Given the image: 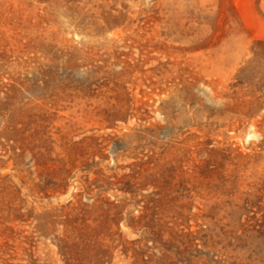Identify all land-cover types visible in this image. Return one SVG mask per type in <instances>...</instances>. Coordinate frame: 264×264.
<instances>
[{"label":"rangeland","instance_id":"1","mask_svg":"<svg viewBox=\"0 0 264 264\" xmlns=\"http://www.w3.org/2000/svg\"><path fill=\"white\" fill-rule=\"evenodd\" d=\"M257 39L264 0H0V90L38 63L99 69L103 80L102 98L64 102L53 120L54 138L85 148L66 193L44 188L57 165L26 152L15 167L0 138V264H64L55 238L65 216L43 212L70 200L100 219L107 201L118 205L110 264H245L234 205L247 206L240 231L252 239L264 152L250 143L258 148L264 124L236 114L231 85Z\"/></svg>","mask_w":264,"mask_h":264},{"label":"trees","instance_id":"2","mask_svg":"<svg viewBox=\"0 0 264 264\" xmlns=\"http://www.w3.org/2000/svg\"><path fill=\"white\" fill-rule=\"evenodd\" d=\"M251 56L243 64L233 82V99L237 102L236 111L247 122L254 120L258 126L264 124V40L257 39L253 42ZM61 54H64L63 52ZM70 63L49 62L38 63L23 71L14 72L4 84L0 94H4L0 100V117L4 122L0 138L4 139V145L10 148L9 160H22L26 152L37 161L36 165L42 166L38 161L44 162L47 167L51 164V177L49 183L44 185L45 190L64 194L68 186L69 165L74 166L76 151L84 153L83 145L77 143L69 146L66 137L59 134L54 138L53 120L58 107L63 103H73L75 100L90 101L102 98V77L99 69L77 75ZM91 105V104H90ZM100 106V105H99ZM65 108V107H64ZM54 109V111H53ZM107 112L109 118H116L125 112L117 110ZM261 117V119H259ZM112 119H106L111 122ZM115 120V119H113ZM65 135V134H64ZM68 144V145H67ZM264 138L258 143V148L250 143L255 155L264 152ZM76 147L73 148V147ZM60 147V150L58 148ZM167 154L165 148L161 150L160 157ZM49 169V168H48ZM170 170L174 166L170 165ZM110 176L103 177L108 186H111ZM98 180V179H96ZM169 184V181H168ZM108 187L106 190H109ZM104 200H109L105 198ZM92 205V204H91ZM103 218L90 217V204L82 201L77 203L70 200L60 208L45 210L48 217H58L62 213L65 216L60 223L65 226V234L56 237L55 242L58 252L64 264H110L112 256L117 250L115 236L119 233L118 205L115 202L106 203ZM234 218L232 234L235 243V253L238 258H244L245 264H264V218L252 239H243L242 226L245 227L242 217L249 211L244 203L234 205ZM245 229V228H244ZM250 238V236H249ZM255 246V249H251ZM247 250V251H246ZM247 252V256L244 254ZM242 261V260H241Z\"/></svg>","mask_w":264,"mask_h":264}]
</instances>
